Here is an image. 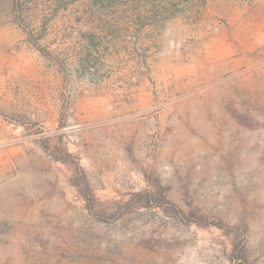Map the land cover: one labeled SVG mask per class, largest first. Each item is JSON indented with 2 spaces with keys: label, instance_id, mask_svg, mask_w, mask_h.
Returning a JSON list of instances; mask_svg holds the SVG:
<instances>
[{
  "label": "rangeland",
  "instance_id": "374dc122",
  "mask_svg": "<svg viewBox=\"0 0 264 264\" xmlns=\"http://www.w3.org/2000/svg\"><path fill=\"white\" fill-rule=\"evenodd\" d=\"M0 264H264V0H0Z\"/></svg>",
  "mask_w": 264,
  "mask_h": 264
},
{
  "label": "trees",
  "instance_id": "16d2710c",
  "mask_svg": "<svg viewBox=\"0 0 264 264\" xmlns=\"http://www.w3.org/2000/svg\"><path fill=\"white\" fill-rule=\"evenodd\" d=\"M55 157V159H58V157L57 156H54ZM142 194H139V193H137V194H134V198H135V200H138L139 198H141L140 196H141ZM146 199H151V198H153V196L151 195H149V194H147V193H145V196H144ZM134 200V199H133ZM165 203H168V202H166L165 201ZM171 206L173 205V204H170ZM176 211H177V213H180L181 215H184V213L182 212V210H180V209H176ZM244 257H243V255H242V252H241V250H237V252H236V255H235V259H243Z\"/></svg>",
  "mask_w": 264,
  "mask_h": 264
}]
</instances>
